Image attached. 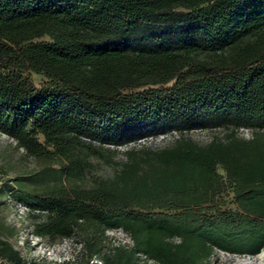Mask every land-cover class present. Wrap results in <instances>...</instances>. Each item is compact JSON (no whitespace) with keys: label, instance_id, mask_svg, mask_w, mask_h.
Listing matches in <instances>:
<instances>
[{"label":"trees","instance_id":"1","mask_svg":"<svg viewBox=\"0 0 264 264\" xmlns=\"http://www.w3.org/2000/svg\"><path fill=\"white\" fill-rule=\"evenodd\" d=\"M197 130L221 133L200 143L189 136ZM0 133L39 166L3 185L32 233L80 244L49 263L0 237V264L258 254L264 0H0ZM160 134L164 146L139 143ZM93 159L108 169L92 172ZM227 188L234 216L218 203Z\"/></svg>","mask_w":264,"mask_h":264},{"label":"rangeland","instance_id":"2","mask_svg":"<svg viewBox=\"0 0 264 264\" xmlns=\"http://www.w3.org/2000/svg\"><path fill=\"white\" fill-rule=\"evenodd\" d=\"M26 75L35 85H41L46 81V78L40 73L27 71ZM167 85H172V82ZM218 132L221 133L219 130H197L189 133V136L195 141L204 143ZM249 134L247 130L242 132L243 137H247ZM166 139L144 140L139 143L161 147L167 144L168 140ZM120 150L122 151V149ZM118 158L121 159V156ZM93 162L95 163L92 170L94 173H102L104 169H108L103 162L96 159H93ZM38 167V164L31 157L24 155L21 148H17L13 141L0 133V171H4L3 173L0 172V237L7 239L26 258H34L49 263L72 259L80 250V244L64 238L50 240L33 234L30 221L27 218V208L21 202L14 200L9 191L4 190L3 185L6 181L14 182L15 177L26 176L36 171ZM219 172L223 173L222 170ZM39 186V183H35L32 187ZM219 197L218 203L221 210L230 213L232 216L239 213L231 201L230 188H227ZM105 234L110 237L113 243H129V238L122 230H107ZM246 258L251 260L252 264H264V249L256 255L243 256L216 248L213 250L208 264H244ZM142 259L144 264H154L150 260Z\"/></svg>","mask_w":264,"mask_h":264},{"label":"built area","instance_id":"3","mask_svg":"<svg viewBox=\"0 0 264 264\" xmlns=\"http://www.w3.org/2000/svg\"><path fill=\"white\" fill-rule=\"evenodd\" d=\"M158 138L161 139V140H163V139H166V138L169 139L170 137L168 135H165V134H160V135H158L155 138H148V139H143V140H140V141H144V140H156Z\"/></svg>","mask_w":264,"mask_h":264},{"label":"bare ground","instance_id":"4","mask_svg":"<svg viewBox=\"0 0 264 264\" xmlns=\"http://www.w3.org/2000/svg\"><path fill=\"white\" fill-rule=\"evenodd\" d=\"M262 258V257H261ZM242 262V261H241ZM244 264H252V261L251 260H248L247 258H246V260L243 262Z\"/></svg>","mask_w":264,"mask_h":264}]
</instances>
